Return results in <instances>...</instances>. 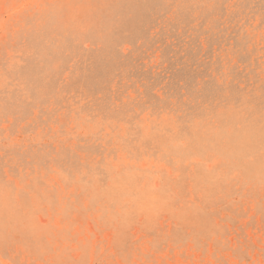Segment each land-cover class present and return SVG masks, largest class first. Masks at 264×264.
I'll return each mask as SVG.
<instances>
[{
    "label": "rangeland",
    "instance_id": "1",
    "mask_svg": "<svg viewBox=\"0 0 264 264\" xmlns=\"http://www.w3.org/2000/svg\"><path fill=\"white\" fill-rule=\"evenodd\" d=\"M0 264H264V0H0Z\"/></svg>",
    "mask_w": 264,
    "mask_h": 264
},
{
    "label": "snow or ice",
    "instance_id": "2",
    "mask_svg": "<svg viewBox=\"0 0 264 264\" xmlns=\"http://www.w3.org/2000/svg\"><path fill=\"white\" fill-rule=\"evenodd\" d=\"M169 163H172V161H171V160H169Z\"/></svg>",
    "mask_w": 264,
    "mask_h": 264
}]
</instances>
